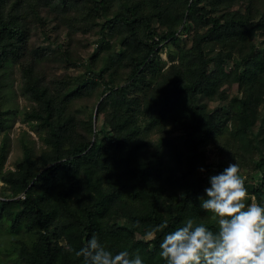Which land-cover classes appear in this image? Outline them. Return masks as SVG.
<instances>
[{
	"label": "trees",
	"instance_id": "obj_1",
	"mask_svg": "<svg viewBox=\"0 0 264 264\" xmlns=\"http://www.w3.org/2000/svg\"><path fill=\"white\" fill-rule=\"evenodd\" d=\"M151 1L155 4L152 13L134 11L130 15H117L102 26V39L111 28L117 35L125 34L121 39L124 51L116 56L128 58L127 67H131L126 85H115L112 79L104 81L100 110L107 113L105 124L111 132L107 145L80 135L68 114L69 104L81 95L83 86L87 88L85 91L92 89L88 86L92 83L95 86V78L83 86L70 87L67 82L60 89H51L42 80L26 86L36 102L27 111L26 118L36 122L38 131L46 133L49 150L37 161L24 145V154L16 169L2 177L10 189L5 198H0V226L8 222L11 223L9 234L18 237L24 231L31 236L27 238L22 233L24 237L11 241L9 253L18 251L14 255L17 262L84 264L69 248L79 249L95 235L114 252L138 250L145 264H164L159 256V240L164 232L181 226L187 218L213 229L217 227L214 220L200 218L198 209V196L204 184H208L211 171L201 146L208 141L217 120L216 115L207 114L199 103V95L218 82L217 75L209 71L213 59L207 57L205 48L225 37L245 39L252 28L250 24H242L237 16L223 23L220 17L210 15L207 4L211 0H182L180 7L177 3L173 5V0ZM164 1L166 4L160 5ZM4 5L5 0H0V71L17 53L14 40L24 35L18 16L4 17ZM97 9L95 16L100 14ZM154 18L169 30L167 37L175 40L180 33L190 32L193 21L207 28L194 35V45L185 54L187 57L183 56L190 58L188 66L195 67L192 82L174 81L169 69L159 73L162 79L155 80L156 88L142 93L146 72L160 71L156 63L160 41L155 42L156 46L143 42L138 39L136 28L141 24L148 29ZM252 24L255 28L253 20ZM100 76L103 79V72ZM173 82L182 89L175 96L158 97L164 86ZM132 88L136 89L135 94L130 92ZM251 104L248 103L247 109ZM3 120L0 96V128ZM143 128L157 132L154 146L142 141ZM179 132L185 136L178 137ZM3 158L4 155L2 164ZM38 163L44 170L35 174ZM201 163L206 164V177L198 175ZM255 166L262 170L263 178L260 185L250 187L264 203V152ZM165 222V229L154 231ZM150 232L154 234L150 241H135L136 233L146 236ZM61 239L65 245H61Z\"/></svg>",
	"mask_w": 264,
	"mask_h": 264
},
{
	"label": "rangeland",
	"instance_id": "obj_2",
	"mask_svg": "<svg viewBox=\"0 0 264 264\" xmlns=\"http://www.w3.org/2000/svg\"><path fill=\"white\" fill-rule=\"evenodd\" d=\"M44 1L46 0H5L4 17L9 19L18 16L24 35L22 39L14 40L17 53L0 71L4 118L0 128V198H5L10 189L2 177L16 169L17 163L22 160L24 145L29 147L32 158L37 161L43 152L49 150L45 142L46 133L38 131L36 122L32 123L26 118L27 111L36 104L26 91V86L30 82L42 80L43 85L60 89L67 82L70 87L83 86L86 81L95 78V86L93 83L88 86L92 89L85 91V86L81 88V95L76 96L69 104L68 114L80 135L91 142L99 140L103 146L107 145L111 132L105 124L107 113L100 110L104 81L112 79L115 85H126L129 83L131 67H127L128 58L118 59L116 56L124 51L121 39L125 34L120 32L117 35L114 28H111L107 30L106 38L102 39V26L105 27L117 15H130L134 11L152 13L155 10V4L151 0H48L45 4ZM173 1V5L177 3V7L182 4V0ZM164 3L165 1L160 5ZM97 8L100 14L95 16ZM207 9L210 15L220 17L223 23H228L229 19L237 16V20L245 25L250 24L252 29L245 39L225 37L212 41L205 48L207 57L213 59L209 71L217 75L218 82L215 87L199 95V103L207 114L216 115L217 120L201 150L207 165L211 166L209 176L216 174L217 169L226 167L230 162L238 163L249 193L247 203H262L250 186L257 187L263 178L262 170H257L255 165L264 152V0H223L219 3L218 0H211ZM116 27L118 29V23ZM206 28L193 21L190 32L180 33L179 39L175 40L167 37L169 30L157 18L151 20L146 30L141 24L137 26L138 39L155 46V42L160 41L156 58L160 71L156 74L146 72L145 81L141 85L142 93L146 89L151 91L156 86L155 80L162 79L159 73L169 69L174 81L184 84L192 82L195 67L188 66L190 58L183 56L194 45V35L206 31ZM181 29L182 27L180 31ZM149 85L150 88L147 87ZM179 86L175 82L164 86L163 93L158 97L175 96L182 89ZM130 92L135 94L136 89L132 88ZM249 102L252 104L247 109ZM183 136L184 132L178 133V137ZM141 139L154 146L158 134L154 129L143 128ZM201 168L204 171H200ZM42 170L44 166L38 163L34 173L39 174ZM207 174L206 164L201 163L198 175L206 177ZM207 186L208 184H204L200 195H203ZM175 196L178 197L179 194L176 193ZM198 209L200 218L206 217L216 224L215 216L203 210L199 206V200ZM10 224L7 222L0 226V264H24L14 258L18 251L10 254L9 248L13 238L20 239L25 233L22 231L23 235L14 237L8 232ZM25 236L31 237L29 234ZM153 238L154 234L143 236L140 233H136L134 237L135 241L146 242ZM60 243L66 244L63 239Z\"/></svg>",
	"mask_w": 264,
	"mask_h": 264
},
{
	"label": "clouds",
	"instance_id": "obj_3",
	"mask_svg": "<svg viewBox=\"0 0 264 264\" xmlns=\"http://www.w3.org/2000/svg\"><path fill=\"white\" fill-rule=\"evenodd\" d=\"M198 200L203 210L215 216L217 227L187 218L181 226L164 232L159 240L164 264H264V203H247L249 193L238 163L230 162L209 176ZM166 227V222L161 223L154 231ZM69 251L84 264H145L138 250L114 252L95 235Z\"/></svg>",
	"mask_w": 264,
	"mask_h": 264
}]
</instances>
